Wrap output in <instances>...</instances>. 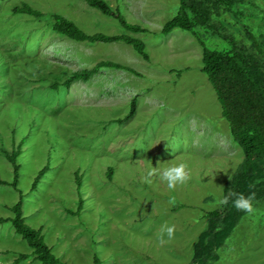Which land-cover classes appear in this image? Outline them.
I'll use <instances>...</instances> for the list:
<instances>
[{
    "label": "rangeland",
    "instance_id": "obj_1",
    "mask_svg": "<svg viewBox=\"0 0 264 264\" xmlns=\"http://www.w3.org/2000/svg\"><path fill=\"white\" fill-rule=\"evenodd\" d=\"M118 7L132 32L145 45L142 57L123 41H74L51 30L50 14L72 19L88 33H120L115 19L84 0H0V178L11 180L4 156L27 134L19 155L18 188L24 222L40 228L52 252L67 264H197L193 244L205 227V212L218 206L222 186L242 160L231 139L215 93L201 68V49L192 35L174 28L164 34L178 0H106ZM214 18L225 32L245 45L243 29L257 37L264 50V0H231ZM26 2L39 18L13 13ZM210 48L229 43L209 32L201 34ZM259 58L264 60L263 55ZM107 59L132 67H99L88 79L51 89L65 72L92 67ZM135 97V112L123 122ZM11 113L22 121L17 122ZM36 114V117L33 116ZM49 168L35 189L30 181L44 163ZM185 162L190 179L167 187L160 178L165 166ZM114 167L108 179L104 172ZM156 172L148 176L150 169ZM82 174L84 201L75 209L73 171ZM18 192L0 183V215ZM203 264H264V197L253 200ZM174 225L171 239H158L161 226ZM17 264H42L9 222L0 223V264L17 254Z\"/></svg>",
    "mask_w": 264,
    "mask_h": 264
},
{
    "label": "trees",
    "instance_id": "obj_2",
    "mask_svg": "<svg viewBox=\"0 0 264 264\" xmlns=\"http://www.w3.org/2000/svg\"><path fill=\"white\" fill-rule=\"evenodd\" d=\"M85 3L112 17L122 28L120 33L107 34L96 31L88 33L79 27L72 19L53 12L50 14V28L52 31L64 35L74 41H123L142 57H147L145 45L141 39L133 36L132 32H140L144 29L138 24L130 23L120 12L118 7H110L106 0H84ZM223 7L224 11L232 8L231 0H178L175 14L166 20L161 32L166 34L174 28L189 32L199 44L201 49V68L210 83L216 99L220 105L221 116L227 123L228 133L231 139L240 147L242 160L238 163L234 172L222 186V196L230 192L243 193L245 196L254 194V199L264 197V60L259 58L264 50L261 48L255 34L248 28L243 32L249 44L245 45L235 40L232 35L225 32L223 25L213 16L217 9ZM13 13H21L39 18L43 13L26 2L12 7ZM209 32L224 39L229 43L225 49L210 48L205 44L202 33ZM122 68L129 72L139 74L132 67L121 63L102 59L92 67L81 70L65 72L61 81L49 84L51 89L59 86L69 87L76 79H88L99 67ZM135 97L129 100L128 108L122 117L114 118V121L123 122L132 117L135 112ZM17 122L21 117L11 113ZM36 117V114L33 116ZM26 133L20 136L19 141L10 149L4 150V156L11 167V180L0 178L1 184H8L18 192L16 201L10 205V215L1 216L0 223L9 222L15 233H17L31 248L30 255L42 264H67L56 256L50 246L45 242L40 228H34L24 222L22 216V192L18 188L20 175L19 155L21 146L25 142ZM49 168L48 162L37 169L33 175L29 189L33 190L39 183L40 178ZM114 167L108 165L105 176L110 179L113 176ZM82 174L73 171L76 184L75 209L65 208L67 212L79 213L83 206V197L80 194ZM229 196L227 204H219L215 208L205 212V227L198 233L193 244L192 261L203 264L215 257V249L223 242L230 229L238 222L245 213L236 209ZM27 253H19L7 264H17L26 258ZM93 264H98V258L94 255Z\"/></svg>",
    "mask_w": 264,
    "mask_h": 264
},
{
    "label": "clouds",
    "instance_id": "obj_3",
    "mask_svg": "<svg viewBox=\"0 0 264 264\" xmlns=\"http://www.w3.org/2000/svg\"><path fill=\"white\" fill-rule=\"evenodd\" d=\"M156 172L155 168H152L148 172V176H152ZM160 178L163 181H166L167 187L169 189H173L177 184H182L188 181L190 177V173L188 171V165L185 162H181L179 164H173L170 166H165L160 172ZM229 196L234 197L232 200L233 206L242 210L246 213H252L254 211L253 208V199L254 194L250 193L245 196L243 193H235L230 192L229 195H225L219 198L220 204H227L229 200ZM174 225L164 224L161 226L160 235L158 239H160L161 243L164 242V235L166 234L169 239L173 236L174 233Z\"/></svg>",
    "mask_w": 264,
    "mask_h": 264
}]
</instances>
